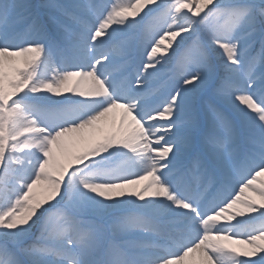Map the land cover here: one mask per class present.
I'll return each instance as SVG.
<instances>
[{"label":"snow or ice","instance_id":"snow-or-ice-1","mask_svg":"<svg viewBox=\"0 0 264 264\" xmlns=\"http://www.w3.org/2000/svg\"><path fill=\"white\" fill-rule=\"evenodd\" d=\"M0 264H264V0H0Z\"/></svg>","mask_w":264,"mask_h":264},{"label":"rangeland","instance_id":"rangeland-1","mask_svg":"<svg viewBox=\"0 0 264 264\" xmlns=\"http://www.w3.org/2000/svg\"><path fill=\"white\" fill-rule=\"evenodd\" d=\"M37 2H39V0H37Z\"/></svg>","mask_w":264,"mask_h":264}]
</instances>
